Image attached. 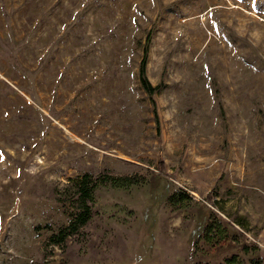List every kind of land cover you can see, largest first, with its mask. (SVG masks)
Instances as JSON below:
<instances>
[{"label": "rangeland", "instance_id": "1", "mask_svg": "<svg viewBox=\"0 0 264 264\" xmlns=\"http://www.w3.org/2000/svg\"><path fill=\"white\" fill-rule=\"evenodd\" d=\"M86 175L138 183L99 185L64 237ZM245 247L264 261V0H0V264H225Z\"/></svg>", "mask_w": 264, "mask_h": 264}, {"label": "trees", "instance_id": "2", "mask_svg": "<svg viewBox=\"0 0 264 264\" xmlns=\"http://www.w3.org/2000/svg\"><path fill=\"white\" fill-rule=\"evenodd\" d=\"M149 57V44L145 47L144 50V57L141 62L140 66V82L141 86L144 89V91L149 95V97L152 99L154 106L155 100L154 97L158 93L160 87L154 86L151 81L149 80L147 76V62ZM75 188L78 192L79 198H80V212L76 215L72 223L62 232V235L64 237L68 236H74L79 233L80 229L87 225V223L90 221L91 215H92V209L90 206V202L93 199L94 192L96 188L99 185H104L106 183H111L114 186H131L134 184H137L138 182L135 180H132L130 178H114L110 177L107 181H93L91 179V176L86 175L83 178H80L76 180L75 182ZM182 201V198L174 195L170 198L171 203H179ZM214 226L213 222L207 225L205 230V238L206 240L211 237L212 233L217 230L221 234L222 231ZM228 232V227L226 228V233ZM61 241H64V238L60 240L57 243H60ZM244 255L245 257L241 259L239 256L235 255L231 257L230 259H227L225 264H264L263 257L261 255V249L259 247H245L244 248Z\"/></svg>", "mask_w": 264, "mask_h": 264}]
</instances>
